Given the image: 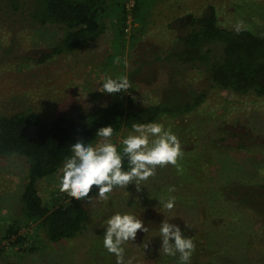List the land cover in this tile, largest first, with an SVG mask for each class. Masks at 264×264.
Here are the masks:
<instances>
[{
    "label": "rangeland",
    "instance_id": "obj_1",
    "mask_svg": "<svg viewBox=\"0 0 264 264\" xmlns=\"http://www.w3.org/2000/svg\"><path fill=\"white\" fill-rule=\"evenodd\" d=\"M136 4L106 0V30L97 41L38 64L35 57L64 32L34 22L37 0H0L2 115L33 110L50 120L105 107L112 96L99 92L105 76H128L130 94L123 93V100L136 108L182 104L205 94L193 111L157 121L171 126L181 141V171L173 165L157 166L140 193L129 185L114 188L103 201H77L59 189L62 167L41 180L38 191L49 207L76 201L86 212L85 230L71 240L52 243L36 224H26L20 196L27 166L18 157L0 159V264H116L102 243L103 221L116 211H131L148 227L146 234L138 230L136 240L125 245L126 264L129 258L132 264H178L179 254L158 253L162 219L190 229L185 235L196 245L191 264H264L263 218L236 194L252 183L264 185V99L211 88L205 66L180 65L173 54L181 46L173 22L189 13L201 15L210 6L221 26L235 28L242 22L243 29L264 36V0H142L135 14ZM122 8L123 36L118 33ZM128 132L123 129L112 142L122 148L120 140ZM169 186H175L172 210L155 199L166 196ZM10 226L19 228L22 245H10L14 236L4 238ZM142 240H152L149 249L144 251Z\"/></svg>",
    "mask_w": 264,
    "mask_h": 264
},
{
    "label": "trees",
    "instance_id": "obj_2",
    "mask_svg": "<svg viewBox=\"0 0 264 264\" xmlns=\"http://www.w3.org/2000/svg\"><path fill=\"white\" fill-rule=\"evenodd\" d=\"M141 3L142 0H137L135 14ZM105 11L106 0H37L32 14L34 22L42 28L59 29L64 35L49 50L39 53L35 62L44 64L53 57L88 48L106 30L102 18ZM124 16L122 8L119 18L122 24L118 22L121 36L124 35ZM173 27L181 33V46L173 51L178 64L194 68L200 64L205 66L211 88L236 96L264 99L263 35L243 28L237 33L234 28L221 26L212 6L201 15L189 13L177 18ZM204 99L205 94L200 93L182 104L171 101V104L136 108L131 102L124 103L123 93H114L105 107L50 120L33 110L0 114V159L18 157L27 166L28 179L20 196L21 213L26 224H36L52 243L74 239L85 230L87 214L78 202L49 207L38 191L42 179L61 169L65 158L71 154L70 144L75 139L83 138L95 145L101 139L95 136L100 126L111 124L115 136L123 129L130 131L134 122H157L162 117L189 113ZM241 189L243 192L236 193L237 196L241 193L248 208L264 221V185L252 183ZM18 229L10 226L6 230L4 238L10 240L14 236L10 241L12 246L22 245ZM189 231L184 228V234Z\"/></svg>",
    "mask_w": 264,
    "mask_h": 264
},
{
    "label": "clouds",
    "instance_id": "obj_3",
    "mask_svg": "<svg viewBox=\"0 0 264 264\" xmlns=\"http://www.w3.org/2000/svg\"><path fill=\"white\" fill-rule=\"evenodd\" d=\"M234 30L239 33L242 22H237ZM99 84L101 93L130 94L131 83L127 75L105 76ZM113 133L111 124L103 125L95 132L102 142L93 145L77 138L70 144L71 154L65 158L59 177L60 191L67 192L77 201L90 202L93 197L103 201L115 187L127 189L133 185L136 193H140L144 189L143 182L156 175L157 166L173 165L177 172L181 171L178 164V158L182 156L181 141L171 126L155 121L134 122L120 140L122 151H118L117 144L112 142ZM90 191L93 195H89ZM174 191L175 186H169L166 196H157L159 206L172 210L176 206V197L171 195ZM184 227L162 219L158 229V253L179 254L178 264H191L196 245L191 236L184 234ZM103 228V247L115 256L116 264H126L125 245L136 240L138 230L148 232L144 220L131 211H116L103 221ZM151 242L142 240L140 244L144 251L149 249ZM127 264H132L131 258Z\"/></svg>",
    "mask_w": 264,
    "mask_h": 264
}]
</instances>
